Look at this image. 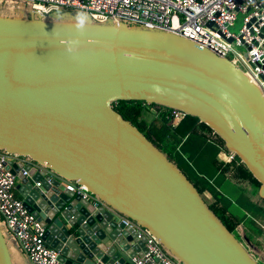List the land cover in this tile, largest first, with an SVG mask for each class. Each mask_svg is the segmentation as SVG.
I'll return each mask as SVG.
<instances>
[{
    "label": "water",
    "instance_id": "obj_1",
    "mask_svg": "<svg viewBox=\"0 0 264 264\" xmlns=\"http://www.w3.org/2000/svg\"><path fill=\"white\" fill-rule=\"evenodd\" d=\"M117 101L198 117L264 199V98L230 62L124 23L0 17V150L33 161L7 169L58 263L133 264L150 235L182 264H258L176 165L111 108ZM0 264H12L1 229Z\"/></svg>",
    "mask_w": 264,
    "mask_h": 264
},
{
    "label": "built area",
    "instance_id": "obj_2",
    "mask_svg": "<svg viewBox=\"0 0 264 264\" xmlns=\"http://www.w3.org/2000/svg\"><path fill=\"white\" fill-rule=\"evenodd\" d=\"M2 0H0L1 2ZM5 1V0H3ZM29 3V16L55 22L81 21V15L94 25L124 23L129 28L173 35L192 42L215 56L230 62L254 85L264 98V0H13ZM242 26L238 34L230 32L237 16ZM149 105V104H148ZM155 115V110L148 107ZM186 114L172 110L168 123L177 125ZM236 158L228 154V160ZM33 163L28 157L9 155L0 150V219L7 233L29 264H59L58 253L43 239L44 229L15 197L16 176L8 163ZM22 176L27 171L21 170ZM40 186L39 183L36 184ZM83 198L95 200L84 186H77ZM147 233L142 230L138 238ZM145 252L134 257L133 264H182L167 255L161 244L148 235Z\"/></svg>",
    "mask_w": 264,
    "mask_h": 264
},
{
    "label": "trees",
    "instance_id": "obj_3",
    "mask_svg": "<svg viewBox=\"0 0 264 264\" xmlns=\"http://www.w3.org/2000/svg\"><path fill=\"white\" fill-rule=\"evenodd\" d=\"M148 107L155 110V115H153L151 121H148L145 117ZM111 108L123 120L128 121L136 127L148 141L166 156L168 161L174 163L203 198L201 189L197 186L194 179L181 168L178 158H185L192 164L195 170H200L215 148H221L226 153H230L225 148L222 139L211 128L200 122L198 117L190 115H186L177 125L172 126L168 123V117L172 109L157 104L148 105L139 101H117L111 103ZM236 159L238 158L236 157ZM238 161L243 171L255 183L258 194L260 184L252 177L239 159ZM230 185V182H224L221 185L220 188L223 194H229L225 190V187ZM203 200L221 223L246 249L249 256L258 264H264V236L251 231L250 233L246 230L244 224L241 225L239 223V219L244 216V213L239 203H236L237 200H232L226 207L227 210L217 204H210L205 198ZM260 200L264 203V199L260 198ZM236 226H239L240 230L237 234L235 233L236 228H233ZM167 255L170 256L168 253ZM171 258L175 260L173 257Z\"/></svg>",
    "mask_w": 264,
    "mask_h": 264
},
{
    "label": "crops",
    "instance_id": "obj_4",
    "mask_svg": "<svg viewBox=\"0 0 264 264\" xmlns=\"http://www.w3.org/2000/svg\"><path fill=\"white\" fill-rule=\"evenodd\" d=\"M5 1L0 2L1 6ZM22 8L19 13L13 11H5L0 14V17L27 20L23 15ZM29 18V17H28ZM228 154L221 148H215L205 165L200 170H195L192 164L185 158H178L181 168L197 183V186L202 191V196L210 204H217L218 206L227 210V206L232 200H237L239 206L242 208L244 216L239 219L241 225H245L247 231L255 232L264 236V203L260 200L257 194V189L253 180L241 168L238 159L234 158L232 161L228 160ZM15 163H18L14 160ZM224 182H230L233 186L225 187L229 193L226 195L221 191V185ZM22 180L16 179L15 183V197L20 198V189ZM221 196V197H220ZM235 198V199H234ZM237 234L239 226L233 227ZM250 232V233H251ZM12 238L11 236H9ZM13 239V238H12ZM13 241H15L13 239ZM10 255H15L17 252L21 254L17 248L16 242L14 246L9 249ZM21 257L29 264L27 259L21 254Z\"/></svg>",
    "mask_w": 264,
    "mask_h": 264
},
{
    "label": "rangeland",
    "instance_id": "obj_5",
    "mask_svg": "<svg viewBox=\"0 0 264 264\" xmlns=\"http://www.w3.org/2000/svg\"><path fill=\"white\" fill-rule=\"evenodd\" d=\"M2 8L0 9V14H3L5 11H13L14 13H19L21 8H22V12H23V16L28 19L29 16V12H28V8L30 7L29 3H23V2H15L13 0H5V4L1 6ZM59 22L62 23H66V22H70L68 19H58ZM81 23H85L86 20L83 17V14L81 15V21H78ZM242 26V18L241 15L237 16L236 21L234 22V25L229 29L231 33L233 34H238L239 29ZM146 119H148V121H151L153 114L147 112L145 115ZM205 198V197H203ZM206 200V198H205ZM0 229L3 231L4 230V225H3V221H1L0 219ZM6 234V243L9 249H11L14 246L15 241H13L12 238L9 237V235L7 233ZM11 257V261L12 264H27V262L21 257V254H19V252H17L15 255H10Z\"/></svg>",
    "mask_w": 264,
    "mask_h": 264
}]
</instances>
